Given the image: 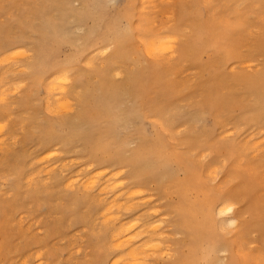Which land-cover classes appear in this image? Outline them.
I'll list each match as a JSON object with an SVG mask.
<instances>
[{"label":"rangeland","instance_id":"obj_1","mask_svg":"<svg viewBox=\"0 0 264 264\" xmlns=\"http://www.w3.org/2000/svg\"><path fill=\"white\" fill-rule=\"evenodd\" d=\"M1 58L0 264H264V0H0Z\"/></svg>","mask_w":264,"mask_h":264},{"label":"bare ground","instance_id":"obj_2","mask_svg":"<svg viewBox=\"0 0 264 264\" xmlns=\"http://www.w3.org/2000/svg\"><path fill=\"white\" fill-rule=\"evenodd\" d=\"M170 3H171V2H170ZM6 4H7V3H6ZM145 4H148V3H145ZM142 8H143V7H142ZM128 16H129V15H128ZM163 17H164V16H163ZM161 18H162V17H161ZM134 24H135V23H134ZM81 31H82V30H81ZM157 31H158V30H157ZM156 34H157V33H156ZM164 36H165V38H167V37H168V38H167V39H162L163 35H161V37H158V38H161L162 40H160V39H156V41H155V36H154V39H151V40H150L151 42H152V41H153V42L155 41L154 43L160 41L159 43H157V45H159L158 48H157V46L155 45V46H156V49H155L154 44L152 43V45H150V44H151L150 41H149V40L147 41L146 38H145L146 40L143 39L144 41H143L142 39H139V40H141L142 43L144 42L145 45H146V44H147V46L149 45L148 47H146V46L143 44V45L145 46L144 49H146V48H150V49H148V50H150V51H156L157 49H159V50L161 49L160 51H162L164 48L168 49L169 44H167V43H170V41H171V46H172V47L170 46L171 48L169 47V49H170V50L173 49L174 46H173L172 44L176 41V39L173 37V39H174V42H173V41H172L173 39H171V36H170V35H169V36L164 35ZM169 37H170L171 40H170L169 42H166L167 40H169ZM138 38H139V37H138ZM156 38H157V37H156ZM157 40H158V41H157ZM161 41H162V42H161ZM164 42H166V43L163 44ZM149 43H150V44H149ZM162 44H163V45H162ZM160 45H161V46H160ZM163 46H164V48H162ZM165 46H167V47H165ZM108 49H109V48H108ZM144 49H143V50H144ZM166 49H165V50H166ZM15 50H17V49H15ZM15 50H12L11 52L13 53ZM18 50H19V49H18ZM18 50H17V51H18ZM159 50H158V51H159ZM165 50H163V51H165ZM170 50H168V51L166 50V51L169 52ZM23 51H24V50H23ZM144 51H145V50H144ZM146 51H147V50H146ZM146 51H145V52H146ZM150 51L147 52V53H148V54L151 53V54L153 55V57H155V56L157 57V56H159V55L162 54V53H159V52H158V53H159V54H158V53L156 52L157 55H156V53H155V55H154V54H153L152 52H150ZM163 51H162V52H163ZM15 52H16V51H15ZM15 52H14V53H15ZM145 52H144V53H145ZM17 53H20V51H18ZM17 53H16V54H17ZM115 53H117V51H115ZM169 53H170V52H169ZM6 54H7V53H6ZM21 54H22V53L18 54V56L21 55ZM103 54H105V53L103 52ZM145 54H146V53H145ZM172 54H173V53H172ZM172 54H170V56H171ZM3 55H4V54H3ZM25 55H27V54H25ZM100 55H101V53H100ZM152 55H150V56H152ZM173 55H174V54H173ZM173 55H172V56H173ZM5 56H6V55H5ZM8 56H9V55H8ZM11 56H12V55H11ZM15 56H16V55H15ZM18 56H17V57H18ZM114 56H115V55H114ZM148 56H149V55H148ZM13 57H14V56H13ZM19 57H20V56H19ZM24 57H26V56H24ZM156 57H155V58H156ZM160 57H161V56H160ZM160 57H159V58H160ZM157 58H158V57H157ZM166 58H167V57H166ZM9 59H11V57H10ZM13 59H14V58H13ZM0 60H2V58H1ZM10 61H11V60H10ZM248 64H249V63H248ZM250 64H252V63H250ZM0 65H1V64H0ZM87 65L91 66V64H88V63H87ZM244 65H246V64H244ZM248 66H249V65H247V67H248ZM232 68H233V67H232ZM248 68H249V67H248ZM229 70H230V69H229ZM19 71H20V70H19ZM113 74H114V73H113ZM116 74L118 75V73H116ZM116 74H115V75H116ZM117 75H116V76H117ZM119 75H120V74H119ZM121 75H122V74H121ZM116 76H115V78H116ZM120 77H121V76H120ZM58 78H59V77H56V80H58ZM60 78H61V75H60ZM62 78H63V79H59V80H62V81H63V80L65 79V77H62ZM66 79H67V78H66ZM66 79H65V80H66ZM66 82H67V81H66ZM47 83H50L51 85L53 84L52 82H47ZM55 83H57V82H55ZM11 84H12V83H11ZM50 84H48V85H46V86H48V88H49V87L51 88ZM59 84H60V83H59ZM62 84H63V83H62ZM62 84H60V85H62ZM19 85H20V84H19ZM23 85H24V84H23ZM54 85H55V87H58V85H56V84H54ZM46 86H45V87H46ZM20 87H21V86H20ZM62 87H63V86H62ZM64 87H65V86H64ZM7 88H8V87H7ZM50 88H49V89H50ZM53 88H54V87H52V92H53ZM66 88H67V87H66ZM45 89H46V88H45ZM57 89H59V88H57ZM57 89H54V90H57ZM4 90H5V89H4ZM46 90H47V89H46ZM46 90H45V91H46ZM57 91H59V90H57ZM8 92L10 93L11 91H8ZM8 92H7V93H8ZM13 92H14V91H13ZM50 92H51V91H50ZM60 92H61V93H62V92L64 93V91H61V90H60ZM74 96H75V95H74ZM57 97H58V96L54 97L56 101H57V100H60V99L62 98V97H61L60 99H58ZM47 98H48V97H46V102L49 101V100H47ZM52 98H53V97H52ZM1 99H3V98L1 97L0 100H1ZM64 99H65V98H64ZM64 99L61 100V101H62V102H63V101H66V102L68 101V100H64ZM3 100H5V99H3ZM3 100H2V101H3ZM55 100H54V101H55ZM50 101H52V100H50ZM44 102H45V101H44ZM55 103H56V102H55ZM55 103H53V104L56 105ZM69 103H70V101H69ZM45 104L47 105V103H45ZM48 104H49V102H48ZM70 104H72V103H70ZM70 104H69V105H70ZM50 105H51V104H50ZM58 105H59V104H58ZM58 105H57L56 107H58ZM60 105H61V104H60ZM52 106H53V105H52ZM52 106H51V107H50V106H46V107H50L51 109H53V110H51V109L49 108V111L51 110L52 113L55 114L56 112H58V109L56 108L57 110H56V112H55V111H54V110H55V107L53 106L54 108H52ZM70 106H71V105H70ZM47 109H48V108H47ZM59 111H60V109H59ZM65 111H66V110H65ZM66 112H68V111H66ZM52 113H51V114H52ZM58 113H59V112H58ZM60 114H61V113H60ZM3 125H4V124H3ZM3 125H1V126H3ZM2 129H3V127H0V131H1ZM0 133H3V132H0ZM6 136H7V135H6ZM4 138H5V137H4ZM8 138H9V137H8ZM263 138H264V137H263ZM247 140H248V139H247ZM0 141L3 143V139H0ZM1 142H0V143H1ZM261 142H262V140H261ZM2 143H1V144H2ZM7 143H8V142H7ZM9 143H10V142H9ZM256 143H258L257 140H256ZM242 144H243V143H241V145H242ZM244 144H245V143H244ZM244 144H243V145H244ZM253 144H254V141H253ZM258 144H259V143H258ZM246 145H247V143L245 144V146H246ZM251 145H252V144H251ZM4 146H5V145H3L2 147H4ZM255 146H257V145H255ZM255 146H254V147H255ZM5 147H6V146H5ZM241 147H243V146H241ZM251 147H252V146H251ZM251 147H250V148H251ZM257 147H258V146H257ZM248 148H249V147H248ZM261 148H262V147H261ZM0 149H1V146H0ZM253 149H254V148H253ZM259 149H260V148H259ZM256 150H257V148H256ZM0 151H1V150H0ZM245 152H246V151H245ZM53 153H54V155H56V152H53ZM53 153L51 152L50 157L53 156V155H52ZM45 154H47V153H45ZM49 154H50V153H49ZM256 155H257V154H256ZM43 156H44V155H43ZM45 156L47 157V156H49V155H45ZM201 156H203V155H201ZM41 157H42V155H41ZM39 158H40V157H39ZM39 158H38V159H39ZM241 159H242V158H241ZM43 160H47V159L44 158ZM43 160H42V161H43ZM70 160H72V159H70ZM200 160H201V159H200ZM35 161H36V160H35ZM37 161H38V160H37ZM39 161H40V160H39ZM64 161H65V160H64ZM33 162H34V161H33ZM45 162H46V161H45ZM67 162H68V161H67ZM35 163H36V162H35ZM71 163H72V162H71ZM75 163H76V162H75ZM39 164H40V163H39ZM62 164H63V163H62ZM65 164H66V163H65ZM72 164H73V163H72ZM222 165H223V164H222ZM55 166H56V165H55ZM62 166H63V165H62ZM62 166H61V167H62ZM46 167H47V166H46ZM46 167H43L42 170H43L44 168H46ZM52 167H54V166H52ZM56 167H57V166H56ZM63 167H65V166H63ZM66 167H67V166H66ZM66 167H65V168H66ZM213 167H214V166H213ZM213 167H212L211 169H214ZM48 168H49V167H48ZM54 168H55V167H54ZM54 168L51 169V167H50L49 170H52V171H53ZM59 168H60V167H59ZM40 169H41V167H40ZM35 170H36V169H35ZM45 170H46V171H45ZM45 170H44L45 172H49L47 169H45ZM80 170H81V169H80ZM208 170H210V168H209ZM216 170H217V169H216ZM216 170L214 169L213 171L216 172ZM54 171H55V169H54ZM101 171H102V170H101ZM106 171H107V170H106ZM213 171H212V172H213ZM50 172H51V171H50ZM50 172H49V173H50ZM206 172H207V171H206ZM208 172H211V170L208 171ZM208 172H207V173H208ZM212 172H211V173H212ZM30 173H31V172H30ZM30 173H29V174H30ZM98 173H100V174L102 175V172L98 171ZM104 173H105V171H104ZM114 173H115V172H114ZM38 174H39V172H38ZM38 174L36 173V175H38ZM94 174H97V173H94ZM100 174H99V175H100ZM120 174H121V172H120ZM31 175H34V176H35V173H33V174H31ZM91 175H92V174H91ZM99 175L97 174V177L93 176V177H91V178H93V180L95 181V178L97 179ZM101 175L99 176V178L101 177ZM206 175H207V174H206ZM208 175H209V174H208ZM34 176H31V178L33 177V179H34V178H35ZM114 176H115V175H114ZM116 176H117V174H116ZM210 176H211V175H210ZM49 177H50V176H49ZM94 177H95V178H94ZM212 177H215V176H212ZM31 178H30V176H29V179H28V176H27V179H26V178H25V179L28 181V180H30ZM86 178H87V177H86ZM91 178H87V179H85L86 181L84 180L85 183L87 182V184H89L88 186H90V188H91L92 185L90 184L91 182H88V181H89V179H90V181H91ZM215 178H216V177H215ZM67 179H68V178H67ZM71 179H72V178H71ZM76 179H77V177H76ZM78 179H79V178H78ZM78 179H77V180H78ZM109 179H110V178H109ZM68 180H69V179H68ZM68 180H67V181H68ZM80 180H81V179H80ZM80 180H79V181H80ZM97 180H98V182H99V179H97ZM104 180H105V179H104ZM106 180H107V178H106ZM24 181H25V180H24ZM32 181L34 182V180H32ZM67 181H66V182H67ZM74 181H75L76 183L79 182V181H76V180H74ZM82 181H83V180H82ZM84 181H83V182H84ZM108 181H110V180H108ZM28 182H29V181H28ZM30 182H31V181H30ZM83 182H82V183H83ZM115 182H116V181H115ZM69 183H71V180H70L69 182H67L68 186L70 185ZM76 183H75V184H76ZM95 183H96V181H95ZM117 183H119V182H117ZM120 183H121V182H120ZM30 184H31V183H30ZM65 184H66V183H65ZM67 184H66V185H67ZM78 184L80 185V183H78ZM87 184H85V186H86ZM108 184H110L109 187H110L111 185L113 186V185L115 184V188L113 187L114 189H116V186H118L116 183H113V184H112L111 182H109ZM108 184L106 183V187H107ZM121 184H122V183H121ZM81 185H82V184H81ZM102 185H103V184H102ZM102 185H101V186H102ZM26 186H27V185H26ZM72 186L74 187V184H72ZM85 186H82V190L86 188V189H87V190H86V193H87V191L92 190V189H90L89 187L87 188V187H85ZM94 186H96V185L93 184V189H94ZM104 186H105V184H104ZM62 187H63V186H62ZM64 187H65V186H64ZM69 187H71V186H69ZM73 187H72V188H73ZM102 187H103V186H102ZM106 187H104V189H105ZM109 187H107V188H109ZM33 188H34V187H33ZM65 188H66V187H65ZM67 188H68V187H67ZM72 188H71V189H72ZM110 188H111V187H110ZM110 188H109V189H110ZM69 189H70V188H69ZM89 189H90V190H89ZM99 189H100V188H99ZM104 189H103V190H104ZM103 190H100V191L103 192ZM107 190H108V189H105V191H107ZM111 190H112V188H111ZM100 191H99V192H100ZM122 191H123V190H122ZM97 192H98V191H97ZM129 192H130V191H129ZM129 192H128V194H129ZM134 192H135V191H134ZM86 193H85V194H86ZM89 193H90V192H89ZM104 193H105V192H104ZM130 195H131V193H130ZM106 196H107V195H106ZM116 197H117V196H116ZM137 197H138V196H137ZM96 198H97V197H96ZM96 198H95V199H96ZM98 198H102V199H100V201L102 202V200H103L105 197H104V196H101V197H98ZM113 198H114V196H113ZM125 198H127V197H124V199H125ZM111 199H112V198H110V200H111ZM143 199H144V198H143ZM113 200H114V199H113ZM125 200H126V199H125ZM127 200H128V199H127ZM138 200H139V199H138ZM138 200H137V201H138ZM146 200H148V199H146ZM106 201H107V200H106ZM129 201H130V200H129ZM133 201H134V200H132V203H133ZM135 201H136V200H135ZM139 201H141V199H140ZM144 201H145V200H144ZM144 201H141V203H142V202L144 203ZM123 202H124V203L121 202L120 204H118V205H119L118 207H121V205L124 204V207H125L124 209H126V210H130V209H128V207L131 206L132 204L130 203L129 205H126V204H125L126 201H123ZM102 203H103V202H102ZM110 203L114 204L115 201H114V203L110 201ZM145 203H146V202H145ZM127 204H128V203H127ZM137 204L139 205L140 202H139V203L134 202V204H133V208L136 207V206H134V205H137ZM224 204H225V208H222V207H224ZM104 205H106V204H104ZM107 205H108V206H107V207L105 206V209H108V208H109V211H110V208H111V210H112L113 206L110 204V207H109V203H107ZM111 206H112V207H111ZM116 206H117V205H116ZM116 206H115V207H116ZM127 206H128V207H127ZM131 207H132V206H131ZM129 208H130V207H129ZM124 209H123V206H122V208H121L120 210H123V211L125 212L126 210H124ZM131 209H132V208H131ZM203 209H204L205 217H206V218L209 217L208 219H211V221H214V219H216L215 214H217V216H218V215H220L224 210H227V211L230 212V211H232V210L234 209V207H233L232 204H229V203L227 202V199H225V198H221V197H220V198H218L217 200H213V199H209V200H208V199H207V202H206V204H205V206H204ZM214 209H215V211H216L215 214L213 213V210H214ZM113 210H114V209H113ZM117 211H118V210H117ZM117 211H116V213H117ZM103 212H104L105 215H110V216H107V217H109V218L111 217V215H113V214H111V213H114V212H110L109 214H106V213H105V210H103V211H101V212L99 213V215L102 214ZM106 212L108 213L107 210H106ZM191 212H192V211H190V213H191ZM151 213H152V212H151ZM190 213H189V214H190ZM148 214H149V213H148ZM102 215H103V214H102ZM105 215L103 216L104 218H103L102 220H104V219L106 220L107 217H106ZM119 215H120V214H119ZM119 215L117 214V216H119ZM137 215H139V214H137ZM141 215H142V213H141ZM100 216H101V215H100ZM114 216H115L116 218H118V217L115 215V213H114ZM114 216H113V219L115 218ZM105 217H106V218H105ZM109 218H107V221H106L107 223L109 222V221H108ZM116 218H115V219H116ZM139 218H140V215H139ZM144 218H145V217H144ZM194 218H195V217H193V214L191 213V214H190V219L192 220V219H194ZM113 219H112V221H113V223H114L115 220H113ZM132 219H133V218H132ZM132 219L128 220L129 223H128V222H127V223H128L129 225H126V227H125L124 224L122 225V227L120 226L121 224H119V225H118V228L113 227V225H111V227H112L113 229L116 228V229H119V230H116V229H115L116 231L111 232V234L109 233L110 235H112V233H114L113 236H110V235H109V238H110V237H111V239L114 238L113 241H116V244H114L115 242L112 243V244H111V242H110V245H111L110 247L113 246L112 248L116 247L117 249H120V248H122V247H125V245H129L130 243H132V242L134 241V239L136 238V236L134 235L135 233L132 234V231H133V230H130V229H132L131 227H133V226L135 227L136 225H138L139 222H140V220H139V222L136 220V221H137V222H136L137 224H135V222H134V221H135V220H134V219H135V216H134V219H133L134 221H132ZM136 219H138L137 216H136ZM141 219H142V218H141ZM105 220H104V221H105ZM110 220H111V219H110ZM104 221H103V222H104ZM116 221H117V219H116ZM126 221H127V220H125V222L121 221L120 223H126ZM130 221H132V222H130ZM117 222H118V221H117ZM154 222H155V221H154ZM113 223L110 222L109 224H113ZM115 223H116V222H115ZM118 223H119V222H118ZM130 223H132V224H130ZM141 223H142V222H141ZM236 223H237L236 218H231V219H230V224H231L232 226H234V225L236 226V225H237ZM100 224H102V223H100ZM103 224H105V222H104ZM116 224H117V223H116ZM159 224H160V223H159ZM204 224H205V222H203V223H196V224L193 222V223L191 224V228H192V230H196V231H195V234H196L197 238H200V237H201V230L204 229ZM105 225H107V224H105ZM130 225H132V226H130ZM155 225L157 226L156 223H155ZM108 226H109V225H108ZM116 226H117V225H116ZM138 226H139V225H138ZM138 226H137V227H138ZM146 226H147L148 228H147ZM146 226H145L146 228L144 229V227H143V225H142L143 228L140 227V228H138L139 230H138V229H137V230L140 231L141 228H142V229H144V230H142L141 232H146V233L149 232V234H150V232H151V228H152V230H153V227H151V226H153V225L150 224V226H149V225H146ZM156 226H154V227H156ZM120 227H121V229H120ZM158 227H159V226H157L156 229H157ZM109 228H110V227H109ZM112 228H111V230H112ZM191 228H190V230H191ZM134 229H135V228H134ZM146 229H147V230L150 229V230H148V232H147V231H145ZM154 230H155V229H154ZM98 231H99V230H98ZM112 231H113V230H112ZM37 232H39V231H37ZM133 232H137L136 229H135V231H133ZM152 233H153V231H152ZM138 234H139V232H138ZM143 234H144V233H142V234L140 233L139 237H138V235H137L136 240H137L138 238H140L141 235L143 236ZM155 234H156V233H155ZM158 234H159V233H158ZM161 234H162V233H161ZM159 235H160V234H159ZM165 235H166V234H165ZM153 236H154V235H153ZM153 236H152V237H153ZM144 240H145V239H144ZM146 240H147V241L143 243L144 246L141 244L142 241H139V240H138V241H139V243L141 244V245H139V244L137 243V245H139V247H137V248H133V246L136 247V244H134L132 247H131V245L127 246V247H131V248H132V249H131V248H127V250L129 249V250H128L129 252H128V251H126V252H128L129 254L127 253V254H128V255H127L125 252H124L125 254H123V255L121 254L122 256H127V257L125 258V257H122L121 255H120L121 257H120V256H119V257L117 256L115 259H114V258H113V260L111 259V261H110L111 263H110V264H148V263L145 261V258H144V255H145V254H144V253H145L144 250L147 251V250H146V249L148 248V247H147V244L150 243V237H148V239L146 238ZM110 241H111V240H110ZM148 241H149V242H148ZM153 241H154V240H153ZM135 242H136V241H135ZM154 242H155V241H154ZM146 243H147V244H146ZM155 243L157 244V242H155ZM150 244L153 245L152 243H150ZM145 245H146V248H145ZM151 245H149V246H151ZM157 245H159V244H157ZM160 245H161V244H160ZM160 245H159V247H160ZM108 246H109V244H108ZM140 246H143V247L145 248V249H142V251L144 252V253H143V257H141V255H139L142 251H140V253L138 252L139 250H141V248H143V247H140ZM161 246H162V245H161ZM159 247H158V248H159ZM214 247H215V244L212 243V242H210L209 249H210V253H211V254L215 253V251H216V248H214ZM138 248H140V249H138ZM150 248H151V249H154V251L152 250L153 253H154V252H155V254L159 253V251H158V252L155 251V250L157 249V247H155L154 245L151 246ZM155 248H156V249H155ZM161 248H162V247H160V249H161ZM148 249H149V248H148ZM161 250H162V249H161ZM198 250H199V246H198V244L196 243L194 249L192 250V254H191L192 257H196V256L198 255ZM162 251H163V250H162ZM147 252H148V251H147ZM147 252H146V253H147ZM138 253H139V254H138ZM149 253L151 254L150 249H149V252H148L147 254H149ZM153 253H152V254H153ZM164 253H166V252H164ZM167 253H168V252H167ZM155 254H153V255H155ZM159 254H160V253H159ZM208 254H209V251H208ZM153 255H152V257H153ZM147 256H149V255H146L145 257H147ZM140 257H141V258H144V260H142ZM150 257H151V255H150ZM166 257H167V256H166ZM126 259H127V260H126ZM128 260H129V262H127ZM192 263H194L193 260H192ZM232 264H237V263H232Z\"/></svg>","mask_w":264,"mask_h":264}]
</instances>
